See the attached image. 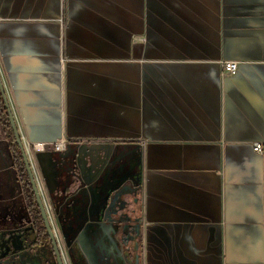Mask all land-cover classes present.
Instances as JSON below:
<instances>
[{"label":"crops","instance_id":"obj_1","mask_svg":"<svg viewBox=\"0 0 264 264\" xmlns=\"http://www.w3.org/2000/svg\"><path fill=\"white\" fill-rule=\"evenodd\" d=\"M0 72L78 264H264V0H0Z\"/></svg>","mask_w":264,"mask_h":264},{"label":"water","instance_id":"obj_2","mask_svg":"<svg viewBox=\"0 0 264 264\" xmlns=\"http://www.w3.org/2000/svg\"><path fill=\"white\" fill-rule=\"evenodd\" d=\"M0 95H1L2 101H3L4 106H5V110H6L7 115H8V121H9V125H10L11 130H12L13 135H14L15 144L19 148V151H20V154H21V158L23 160L26 172H27V174L29 176V179H30L31 188H32L33 193H34L35 198H36V203L38 205L40 216H41V220H42V223H43L42 229H44V231L46 232V234H47V236H48V238L50 240V243H51L52 248H53L54 255L56 257L57 264H65V260H64V257H63L64 253H63V251L61 249V245L58 242V238L56 237L57 236V231H56V229L54 227V224H52L51 221H50L49 213H48L47 207H46V203H45V201H44V199H43V197L41 195V192L39 190V186H38V183H37V179H36V175H35V172H34L33 165H32L31 161L28 158V155H27V152L25 150L24 144H23V142L21 140V136H20L19 130H18L17 126H16L15 118H14L12 110L10 108L8 98L6 96L5 89H4L2 81H1V77H0ZM109 209H110V211H109L110 215H109L108 218H105V221L111 222L112 217H117V218L123 217V216L119 215L124 210V207L122 205L120 207H117L116 205H110ZM51 212H52V209H51ZM26 223L27 222L25 221L22 226H20L17 229L15 228L16 230H9V231L3 232L2 234H0V237L8 238L9 239L7 241L8 243L15 236L18 237V238H22L23 236H21V233L26 231V230L23 229V227H24V225ZM118 227L119 228H117V231H118L117 234L120 235V239H121L120 240V244L122 245V247H124L125 243H126L124 239L127 237L128 228L123 223H121V225L118 226ZM23 242H26V239H23L22 243ZM69 244H70V247H71V243H69ZM20 251H22V250H20ZM126 257H127V255H124L123 258L125 259ZM129 264H133V263L129 262ZM134 264H139V258L135 259Z\"/></svg>","mask_w":264,"mask_h":264},{"label":"rangeland","instance_id":"obj_3","mask_svg":"<svg viewBox=\"0 0 264 264\" xmlns=\"http://www.w3.org/2000/svg\"><path fill=\"white\" fill-rule=\"evenodd\" d=\"M3 115V118L5 120V122L7 124H9V121H8V115H7V112L5 111V113L3 112L2 113ZM8 132V131H7ZM12 132V130L10 131ZM7 134V133H6ZM5 137H3L5 140H6V143H1L0 142V161L3 163L0 169V191L3 187V183L5 180L7 181H10L11 184L13 185L14 182L10 179L11 177V174H13V172H15V174L17 175V177H19V174H18V170H17V165H18V159H20V153L18 152L19 148L17 147V145L14 143V135H13V132H12V139L8 136V135H4ZM32 154V160L35 164V155L36 153L31 150L30 152ZM12 156L13 158V168L12 169H6V167L8 166L9 164V156ZM36 166V164H35ZM14 203H17V200L12 202L11 204H8V203H5V204H0V211L2 209V207H5L7 205H12ZM15 205V204H14ZM26 205H27V202H26ZM19 207V206H18ZM28 213H29V210H27ZM29 217V215H28ZM28 223V221H27ZM59 229L61 230H64L67 226L65 225H57ZM1 228L0 229H3L4 226H0ZM56 231H57V238H58V242L59 244L61 245V249L63 251V253L65 254L66 256V260H67V264H70V261H71V264H78L77 262V249L76 248H73L72 246L70 247V244L72 245L73 241L71 242L70 240H68V238H72L73 235L69 236V235H64V240L66 242V246H65V243L64 241L62 240V236L61 234L58 232V229L56 227V225H54ZM10 228H13L12 226H9L5 229H7L6 231H9ZM62 232V231H61ZM74 246V245H73ZM66 247H67V254H66ZM69 257V258H68ZM28 263L29 264H56V260H55V257H54V254L52 252V248L50 245H43V246H37L36 249H35V253L32 257L28 258ZM70 260V261H69ZM24 258L22 257V263H24Z\"/></svg>","mask_w":264,"mask_h":264},{"label":"flooded vegetation","instance_id":"obj_4","mask_svg":"<svg viewBox=\"0 0 264 264\" xmlns=\"http://www.w3.org/2000/svg\"><path fill=\"white\" fill-rule=\"evenodd\" d=\"M0 99H1V95H0ZM2 113L3 112H0V119L4 122ZM27 209L29 210L28 205H27ZM42 227H43V223L41 221H38V219L34 217L29 210L28 223H26L23 227V229L26 231L21 233V236H23L22 238H18L15 236L8 243L7 242L9 240L8 238L0 237V264H29L27 259L34 255L35 249L38 245L43 246L44 244L45 245L47 244L50 245L52 248L50 240L44 229H42ZM61 238L66 246L67 244L64 240V237L62 236ZM23 239H26V242L22 243ZM52 252H53V248H52ZM66 254H67V247H66ZM22 257L25 260L24 263H22Z\"/></svg>","mask_w":264,"mask_h":264},{"label":"built area","instance_id":"obj_5","mask_svg":"<svg viewBox=\"0 0 264 264\" xmlns=\"http://www.w3.org/2000/svg\"><path fill=\"white\" fill-rule=\"evenodd\" d=\"M239 67H240L239 64L236 62H225L224 64H222L223 76H235L239 71ZM0 77H1L3 87H4L3 77H2L1 72H0ZM4 89H5V87H4ZM5 93H6V91H5ZM13 116H14V114H13ZM14 118H15V116H14ZM15 122H16V120H15ZM16 126H17V124H16ZM17 128H18V126H17ZM18 130H19V128H18ZM19 133H20V131H19ZM20 136H21V134H20ZM21 140L24 144V147H25V150L27 152L29 160L31 161L32 165H34V162L32 160V154L30 153L31 150H33L36 153L37 151H44L47 146H45L43 144H36V145L31 144L28 141L24 140L23 137H21ZM50 147L57 152H64L67 148V143L64 139H61L57 143L53 144ZM253 149L256 153L261 154L263 151V145L256 144L253 146ZM34 172L36 173L35 170H34ZM36 179H37V177H36ZM37 183H38V180H37ZM41 195H42V193H41ZM42 197H43V195H42ZM46 207H47L48 213H51V207L47 203H46Z\"/></svg>","mask_w":264,"mask_h":264},{"label":"trees","instance_id":"obj_6","mask_svg":"<svg viewBox=\"0 0 264 264\" xmlns=\"http://www.w3.org/2000/svg\"><path fill=\"white\" fill-rule=\"evenodd\" d=\"M4 120V119H3ZM4 124L7 128L10 129L9 124H7L4 120ZM11 131V129H10ZM9 134H12V132H10ZM18 152L20 153V151L18 150ZM18 165H17V170H18V174H19V181L21 182V184L23 185V192H24V196L28 205V208L31 212V214L36 217L38 219V221H41V216H40V212H39V208L38 205L36 203V198L35 195L33 193V190L31 188V184H30V179L29 176L26 172L23 160L21 158V154H20V159H18Z\"/></svg>","mask_w":264,"mask_h":264},{"label":"bare ground","instance_id":"obj_7","mask_svg":"<svg viewBox=\"0 0 264 264\" xmlns=\"http://www.w3.org/2000/svg\"><path fill=\"white\" fill-rule=\"evenodd\" d=\"M50 216H51V213H49V218H50V221H51V217H50ZM51 223H52V221H51ZM52 224H53V223H52ZM56 237H57V236H56ZM63 257H64V260H65V264H67V262H66V259H67V258H66V256H65V254H64Z\"/></svg>","mask_w":264,"mask_h":264}]
</instances>
